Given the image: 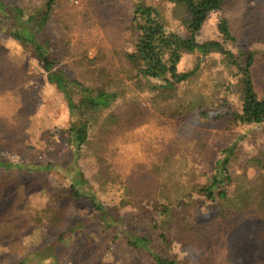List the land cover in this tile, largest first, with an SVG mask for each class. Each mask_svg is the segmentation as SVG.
Wrapping results in <instances>:
<instances>
[{
  "label": "trees",
  "instance_id": "obj_1",
  "mask_svg": "<svg viewBox=\"0 0 264 264\" xmlns=\"http://www.w3.org/2000/svg\"><path fill=\"white\" fill-rule=\"evenodd\" d=\"M162 1L183 9L180 21L186 37L167 30L153 9L133 10L132 49L120 52L123 69L96 62L83 67L86 56L81 52L77 66L82 75L74 77L61 61L70 48L69 40H61L67 49L58 51V35L49 31L51 16L60 2L44 0L30 14L29 8L0 0V36L30 49L48 84L63 95L70 119L65 130L69 159L60 178L67 184L65 190H43V204L36 208L27 205L17 218L22 200L12 198L11 204L4 184L13 178L8 174L0 177V249L13 252L20 239L16 235L28 228L37 245L32 252H22L27 247L21 240V257L13 264H41L40 258L47 256L53 257L54 264H63L66 259L68 264H180L181 254L200 260L207 253L204 246L212 241L200 230L209 214L216 215L211 226L217 235L264 253L261 150L257 147L246 159L234 160L241 154L236 136L228 132L229 139L222 144L218 131L259 127L264 133V94L252 75L255 55H234L226 48L227 42L236 41L224 16L217 23L221 41L199 38L208 17L221 12L231 0ZM10 52L0 44V78L8 82L17 81L21 74L30 78L25 56ZM183 54L194 56L196 61L193 67L179 71ZM210 55L236 69L234 87L241 100L236 113L226 111L223 100H214L208 113L202 110V106H210L209 98L193 87L191 78L200 69L202 57ZM135 79L158 84L141 95L134 91L133 86L143 89ZM220 88L229 89L215 85L216 91ZM145 111L177 127L170 148L187 140L192 128H200L201 134L191 135L194 141L187 140L182 151L171 150L160 160H148L121 173L100 155L104 138L121 126L119 115L130 123ZM83 158L96 159L88 165L92 168L89 176L83 170ZM53 168L50 164L0 159L3 172L44 175ZM16 188L22 190L21 184Z\"/></svg>",
  "mask_w": 264,
  "mask_h": 264
},
{
  "label": "rangeland",
  "instance_id": "obj_2",
  "mask_svg": "<svg viewBox=\"0 0 264 264\" xmlns=\"http://www.w3.org/2000/svg\"><path fill=\"white\" fill-rule=\"evenodd\" d=\"M4 1L29 8L32 14L40 8L44 0ZM58 1L61 8L53 12L49 31L53 36L58 35L56 37L60 40L57 46L58 51L63 52L67 49L64 43L61 44V40H69L70 48L64 53L65 59L61 61L67 66L68 72L74 74V77L82 75V71L77 66L80 60L78 55L81 52L86 56L83 67L88 68L96 62L102 66L111 63L112 67L120 66L123 69L120 52L132 49L130 19L133 10L153 9L157 20L162 22L167 30L186 37L185 28L180 21L184 16L183 9L162 0ZM86 15L89 17L87 18ZM220 16L227 19L231 34L236 41L235 43L227 42L226 48L234 55L254 53L256 67L252 75L260 85V92L264 94V0H231L223 6L221 12L212 13L208 17L199 38L221 41L217 31ZM53 19H55L54 22ZM0 44L4 51L21 52L27 62L24 67L31 74L30 78L21 74V78H16L17 81L10 82L0 78V159L14 163L31 162L33 165L50 164L54 167L44 174L48 175L47 178L33 172L0 171V177L8 174L13 178V181L6 180L4 184L9 189L11 204L12 198H21V208L16 214L17 218H21V209L26 210L27 205L36 208L43 204L46 193L43 194V190L56 193L62 192L67 187L60 178H62L63 165L69 159L65 130L69 126L70 119L63 95L54 86L48 84L38 62L31 58L30 49L26 45L17 44L1 36ZM195 61L194 56L183 54L178 66L179 71H186L193 67ZM243 61L242 56L241 65ZM235 73L236 69L225 66V62L221 61L217 55L202 57L200 69L191 78V83L204 97L209 98L210 106H202L204 112H209L208 109L212 107L214 100L225 101L226 111L231 113L240 110V96L237 95L234 87L238 78ZM134 81L143 87L138 89L133 86L134 91L141 95H145L142 93L147 92V88L158 84L155 80L135 79ZM217 84L228 86L229 89L223 91L220 88L216 91ZM117 119L122 121L121 126L104 138L100 155L104 160H109L121 173H127L136 164L148 160H160L171 150L182 151L187 146V140L194 141L193 137L197 136L194 134H201L200 128H192L189 135L187 134V140L183 139L181 145L179 143L177 147L170 148L171 138L175 135L177 127L171 125L164 117L154 115L152 111H145L134 122L129 123L122 115H119ZM218 131L221 133L219 138L222 139V144H226V140L229 139L226 137L228 132L236 136L241 154L234 160L246 159L257 147L261 150V159L264 160V133L259 127L253 131L244 128ZM93 159H81L87 176L92 172V168L88 165ZM21 180H23L22 183ZM18 183L21 184L22 190L16 188ZM6 216L9 215L6 214ZM215 217L214 214L207 215L200 227L205 237L212 240L208 243L209 246H204L207 253L200 260L181 254L180 264H264V253L244 248L239 243L232 242L230 237L217 235L215 227L211 226ZM31 234L30 228L18 233L16 236L20 239L15 240L11 253L3 252V248L0 249V262L13 264L20 259L21 240L27 247L22 252L29 253L36 249V241ZM55 250L58 252L57 249ZM51 253L53 254V251ZM52 259L53 257L47 256L40 258V262L54 264ZM63 264H68V260L63 261Z\"/></svg>",
  "mask_w": 264,
  "mask_h": 264
}]
</instances>
